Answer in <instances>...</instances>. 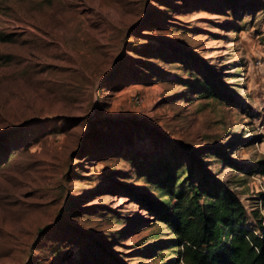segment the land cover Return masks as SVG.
Segmentation results:
<instances>
[{"label":"rangeland","instance_id":"1","mask_svg":"<svg viewBox=\"0 0 264 264\" xmlns=\"http://www.w3.org/2000/svg\"><path fill=\"white\" fill-rule=\"evenodd\" d=\"M261 160L264 0H0V264H172L164 168Z\"/></svg>","mask_w":264,"mask_h":264},{"label":"trees","instance_id":"2","mask_svg":"<svg viewBox=\"0 0 264 264\" xmlns=\"http://www.w3.org/2000/svg\"><path fill=\"white\" fill-rule=\"evenodd\" d=\"M198 86L207 97L222 99L214 84L198 81ZM256 167L250 172L264 178V160ZM164 169L167 179L153 183L163 192L161 201L145 204L173 236L172 264H264V191L257 197L262 212L252 210L257 225L249 228L250 215L228 182L197 169L195 161L187 169L179 166L177 173Z\"/></svg>","mask_w":264,"mask_h":264},{"label":"built area","instance_id":"3","mask_svg":"<svg viewBox=\"0 0 264 264\" xmlns=\"http://www.w3.org/2000/svg\"><path fill=\"white\" fill-rule=\"evenodd\" d=\"M262 180H264V178L262 177ZM260 187H261V189H262V191L264 190V186H263V184H262V182H260ZM257 207L256 208H258L259 210L261 209V204H260V202H258L257 204ZM246 209H247V212L248 213H250L252 210H254V209H248L247 207H246Z\"/></svg>","mask_w":264,"mask_h":264}]
</instances>
